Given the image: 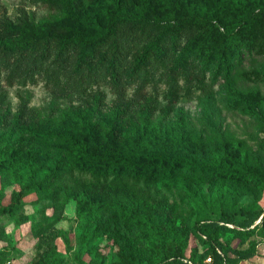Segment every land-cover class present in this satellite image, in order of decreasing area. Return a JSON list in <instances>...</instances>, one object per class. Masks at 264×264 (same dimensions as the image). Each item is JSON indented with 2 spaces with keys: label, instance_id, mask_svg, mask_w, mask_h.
Returning a JSON list of instances; mask_svg holds the SVG:
<instances>
[{
  "label": "trees",
  "instance_id": "1",
  "mask_svg": "<svg viewBox=\"0 0 264 264\" xmlns=\"http://www.w3.org/2000/svg\"><path fill=\"white\" fill-rule=\"evenodd\" d=\"M34 1L48 8L49 17L16 36L0 38V177L27 179L0 214H16L24 207L22 196L36 193L40 201L65 194L66 202L76 200L77 215L87 222L105 216L94 235L118 227V217L126 233L132 226L144 231L151 250L149 264H185L183 258L199 263L210 256L211 264H229L221 232L264 239V209L257 201L253 210L240 205L241 195L259 197L264 192V139L257 153L219 130L211 141L215 153L208 157L172 156L155 146L156 138L168 129L163 120L182 99L198 96L197 91L206 93L220 76L233 77L246 52L264 54V0ZM51 18L61 24H51ZM254 77L264 80V65ZM40 82L53 96L52 104L73 95L95 97L84 111L75 107L74 115L62 119L32 107L28 94L21 96L13 112L7 89ZM101 86L115 95L106 113ZM239 101L254 116V106L264 105V96L247 91ZM15 130L19 135L13 137ZM167 131L165 141L176 142L179 137ZM183 140L189 149L196 142L186 136ZM191 180L208 186L204 199L217 214L189 221L208 244L204 253L197 247L188 253L189 233L177 224L174 205L163 209L164 196L150 205L144 202L145 212L141 202L128 207L118 203L125 196L121 190L139 183L197 197L186 184ZM66 183L75 192L64 187ZM160 213L166 217L163 235L158 233ZM238 215L248 217L243 228L229 227L239 226ZM255 246L253 241L239 252H254ZM41 264H60L54 246Z\"/></svg>",
  "mask_w": 264,
  "mask_h": 264
},
{
  "label": "rangeland",
  "instance_id": "2",
  "mask_svg": "<svg viewBox=\"0 0 264 264\" xmlns=\"http://www.w3.org/2000/svg\"><path fill=\"white\" fill-rule=\"evenodd\" d=\"M48 17V8L37 1L0 0V38L16 36L24 32L28 25H38ZM50 20L55 26L61 24L54 18ZM55 28L50 27V30ZM262 65L264 54L246 52L243 62L233 71V77L226 79L220 76L206 93L201 94L197 91L198 96L189 100L182 99L177 110L163 120L165 128L171 129V134L177 135L178 140L174 143L165 141L164 137L168 132L165 129L156 138L155 146L158 145L163 152L172 156L208 157L215 153L211 141L219 136V130H224L234 139L242 141L247 150L260 153V141L264 139V105H255V115H250L244 110L239 96L247 91L260 92L264 96V80L254 77V71L259 70ZM244 72L247 76L240 75ZM99 89L105 94L106 107L103 111L106 113L108 107L114 104L115 95L109 87L101 86ZM27 94L31 97L32 107L39 109L44 115L49 114L60 119L65 114L74 115L75 107H80L84 111L86 107L91 106L95 97L73 95L69 98H59L57 104H52L53 96L46 90L43 82L26 87L14 86L7 89L8 101L13 112L18 109L21 96ZM2 128L0 127V132ZM5 131L9 133L10 130ZM17 131L15 130L13 137L19 135ZM185 136L199 142L193 143L192 149H189V145L183 140ZM53 164L54 160L51 159L49 165ZM26 180L20 177H0L2 197L0 208L12 202L13 194L21 190ZM83 180L84 178H81V181ZM69 184L66 183L64 187L71 189L69 190L71 193L75 192ZM186 184L198 192V198L184 191L178 193L176 189H174L176 192L170 194L161 185L155 189L139 183L121 190L120 195L125 196L123 199L119 198L118 203L121 207H128V203L141 202L140 209L145 212L144 202L147 201V205H150L154 198L164 196L163 200L166 202L163 209L167 210L174 205L175 215L178 217L177 224H182L184 231L189 233L186 242L188 253L193 247H197L199 253H204L208 244L193 232L189 221L195 217H211L217 214L204 199L210 192L208 186H203L196 180L186 181ZM126 192H129V195H126ZM62 201H65L64 206L60 204ZM256 201L264 209V192L259 197L255 194L241 195L240 205L253 210L258 205ZM21 202L24 203V207L16 214H0V264H41L46 256L51 255L53 246L56 248L60 264H135L138 260H142L143 264H149L151 255L148 247L149 238L144 231L135 226L129 228L126 233L119 217L118 227L110 226L104 234L94 235V228L104 221L105 216L87 222L77 215L76 200L69 199L66 202L65 194L58 200L39 201L38 195L33 193L22 196ZM157 217L160 219L158 233L163 235L167 233L165 214L160 213ZM236 219L239 226L231 224L229 227L241 229V223L247 221L248 217L238 215ZM41 228L46 230L42 235L35 236V232ZM243 237H245L243 234L235 231L220 233V242L229 249L231 257L229 264H264V239L259 235L246 239ZM253 241L256 242L254 252H239L247 250ZM171 243H174V240Z\"/></svg>",
  "mask_w": 264,
  "mask_h": 264
},
{
  "label": "built area",
  "instance_id": "3",
  "mask_svg": "<svg viewBox=\"0 0 264 264\" xmlns=\"http://www.w3.org/2000/svg\"><path fill=\"white\" fill-rule=\"evenodd\" d=\"M185 264H211L213 262L212 257H207L204 262H195L189 258H183Z\"/></svg>",
  "mask_w": 264,
  "mask_h": 264
}]
</instances>
